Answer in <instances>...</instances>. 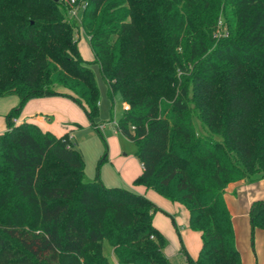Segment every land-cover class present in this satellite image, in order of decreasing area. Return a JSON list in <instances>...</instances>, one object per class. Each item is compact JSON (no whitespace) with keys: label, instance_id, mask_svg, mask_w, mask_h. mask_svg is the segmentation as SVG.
Instances as JSON below:
<instances>
[{"label":"trees","instance_id":"obj_1","mask_svg":"<svg viewBox=\"0 0 264 264\" xmlns=\"http://www.w3.org/2000/svg\"><path fill=\"white\" fill-rule=\"evenodd\" d=\"M80 1L92 62L127 106L116 130L137 145L133 185L188 211L201 238L189 264H242L223 192L264 178V0ZM64 2L0 0V97H18L0 134V264H113L104 240L118 264H171L154 203L105 186L98 169L85 180L68 135L15 122L28 100L62 96L100 132ZM249 218L264 229V201Z\"/></svg>","mask_w":264,"mask_h":264},{"label":"crops","instance_id":"obj_2","mask_svg":"<svg viewBox=\"0 0 264 264\" xmlns=\"http://www.w3.org/2000/svg\"><path fill=\"white\" fill-rule=\"evenodd\" d=\"M76 33L77 39H80L81 34H85L81 27ZM78 49L83 59L93 61V53L92 56L91 53L83 55L79 44ZM17 103L18 97L15 95L0 97V134L7 129L4 115ZM22 121L34 123L42 131H50L56 136L66 134L71 141L70 132L76 127L84 128L89 125L83 110L73 101L62 96L28 100L15 120L16 123ZM139 171H142L141 163L136 174ZM136 174L129 176L125 183L129 190L145 196L158 207L159 210L154 213L152 223L167 240L165 255L170 261L171 258L182 253L185 255L186 263L189 264L186 253L195 260L201 246V238L199 232L191 230L188 226V211L180 203L172 202L152 189L134 186L133 180ZM223 200L231 217L235 245L239 250L242 264H264V229L256 228L252 231L249 218L252 204L264 201V178L254 181L241 179L229 183L224 189Z\"/></svg>","mask_w":264,"mask_h":264},{"label":"rangeland","instance_id":"obj_3","mask_svg":"<svg viewBox=\"0 0 264 264\" xmlns=\"http://www.w3.org/2000/svg\"><path fill=\"white\" fill-rule=\"evenodd\" d=\"M64 3L67 4V1L65 0ZM80 5L82 3L78 0L75 5H72L73 7L69 6V8L76 9ZM81 15L82 9L78 11L77 17L74 19L79 28ZM219 24L221 25V22ZM78 40L82 54L91 53L92 56L87 35L81 34ZM89 66L93 70L99 89V110L95 122L98 127L100 125H103V127L99 128L100 132H98L89 123L84 128L76 127L75 130L70 132L69 136L72 138L74 146L82 152L85 180H93L98 169L99 177L107 187L129 189L125 181L130 178L129 176L138 172L140 162L136 154V143L123 136L114 126V123L117 124L123 116L124 101L120 92H116L112 97L107 94V84L102 77L98 63L92 62L91 60ZM197 128H199V125H197ZM216 137L218 138V136ZM104 155H106L105 160L99 164L100 158ZM140 173L141 171L135 176L137 177ZM102 246L103 252L108 260L113 264H118L108 241L104 240ZM184 256L182 253L176 255L170 259V263L187 264Z\"/></svg>","mask_w":264,"mask_h":264},{"label":"built area","instance_id":"obj_4","mask_svg":"<svg viewBox=\"0 0 264 264\" xmlns=\"http://www.w3.org/2000/svg\"><path fill=\"white\" fill-rule=\"evenodd\" d=\"M66 1H67V5H68V15H69L70 18L75 19L77 17L78 11L83 8V3L81 2L82 5H80V7L75 9V8H69V6L73 7L72 5H75L78 0H66ZM124 108H127V106H125ZM114 126L116 128L117 124L114 123ZM102 127H103V125L99 126V128H102Z\"/></svg>","mask_w":264,"mask_h":264},{"label":"water","instance_id":"obj_5","mask_svg":"<svg viewBox=\"0 0 264 264\" xmlns=\"http://www.w3.org/2000/svg\"><path fill=\"white\" fill-rule=\"evenodd\" d=\"M55 1H57V0H55Z\"/></svg>","mask_w":264,"mask_h":264}]
</instances>
